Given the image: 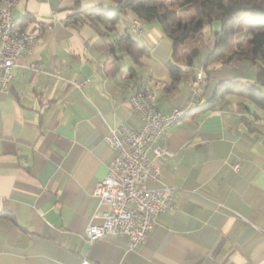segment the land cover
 Instances as JSON below:
<instances>
[{
    "label": "crops",
    "instance_id": "1",
    "mask_svg": "<svg viewBox=\"0 0 264 264\" xmlns=\"http://www.w3.org/2000/svg\"><path fill=\"white\" fill-rule=\"evenodd\" d=\"M109 3L17 0L12 8L14 23L36 38L0 93V264H264V111L234 94L163 133L158 142L171 156L155 157L147 147L161 181L174 189L173 208L156 215L144 244L128 250L127 238L115 234L86 240L87 225L108 209L92 193L114 155L104 136L120 123L141 125L132 94L153 90L165 114L194 89L204 101L220 79L254 77L247 63L204 72L220 28L214 21L192 66L202 81L175 83L166 66L171 44L156 21L127 14L104 36L89 24L66 23L75 11ZM125 31L148 51L137 62L113 43Z\"/></svg>",
    "mask_w": 264,
    "mask_h": 264
},
{
    "label": "trees",
    "instance_id": "2",
    "mask_svg": "<svg viewBox=\"0 0 264 264\" xmlns=\"http://www.w3.org/2000/svg\"><path fill=\"white\" fill-rule=\"evenodd\" d=\"M109 1L112 6L107 8L99 6L71 13L66 23L89 24L104 36L125 21L127 14L142 22L156 21L171 44L172 59L166 66L175 83L189 76L196 79L192 73L193 62L206 41L200 37V31L205 25L218 21L220 28L213 33L212 46L203 63L204 72L216 65L228 67L247 63L252 66L254 77L252 80L236 76L220 79L211 97L202 100L194 110L199 107L215 109L227 95L234 94L264 111V0ZM113 43L122 47L135 62L140 55L148 53L127 31Z\"/></svg>",
    "mask_w": 264,
    "mask_h": 264
},
{
    "label": "built area",
    "instance_id": "3",
    "mask_svg": "<svg viewBox=\"0 0 264 264\" xmlns=\"http://www.w3.org/2000/svg\"><path fill=\"white\" fill-rule=\"evenodd\" d=\"M17 0H0V93L8 92L13 78L16 59L32 52L36 35L27 28L17 26L12 18V8ZM140 32L135 22L130 25ZM196 78L202 81L198 72ZM77 87L81 82H74ZM131 108L140 117L141 125L132 129L125 123L110 127L104 141L114 152L107 165V172L94 186L92 193L108 205L101 214L100 222H90L85 229L88 242L105 235L127 238V249L146 242L160 212L171 210L170 194L174 187L161 181V170L147 157V147L152 146L155 157H169L172 153L164 148L158 138L179 119L190 114L202 101L197 89L184 106L162 113L155 105V93L151 89L140 90L128 98ZM235 169L237 164L233 166ZM147 181L156 182L148 187Z\"/></svg>",
    "mask_w": 264,
    "mask_h": 264
},
{
    "label": "rangeland",
    "instance_id": "4",
    "mask_svg": "<svg viewBox=\"0 0 264 264\" xmlns=\"http://www.w3.org/2000/svg\"><path fill=\"white\" fill-rule=\"evenodd\" d=\"M110 6H112V4L111 3H109V5L107 6V7H110ZM218 24V25H220L219 24V22L218 21H214V23L213 24ZM212 23H210V24H207V25H205L203 28H202V30L200 31V36H202V37H206V36H208L209 35V33H210V30L213 28V25ZM197 59V58H196ZM222 72H225V71H222ZM227 73H235L236 72V69H229V71H226ZM234 75V74H233Z\"/></svg>",
    "mask_w": 264,
    "mask_h": 264
}]
</instances>
